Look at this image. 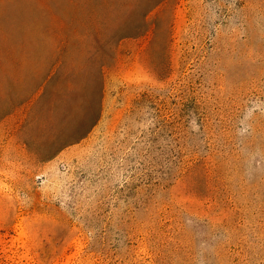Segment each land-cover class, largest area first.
<instances>
[{
    "label": "rangeland",
    "instance_id": "374dc122",
    "mask_svg": "<svg viewBox=\"0 0 264 264\" xmlns=\"http://www.w3.org/2000/svg\"><path fill=\"white\" fill-rule=\"evenodd\" d=\"M72 1L0 0V53L47 55ZM74 1L112 47L101 117L42 160L87 87L3 117L33 84L0 80V264H264V0H166L118 43L129 0Z\"/></svg>",
    "mask_w": 264,
    "mask_h": 264
},
{
    "label": "trees",
    "instance_id": "16d2710c",
    "mask_svg": "<svg viewBox=\"0 0 264 264\" xmlns=\"http://www.w3.org/2000/svg\"><path fill=\"white\" fill-rule=\"evenodd\" d=\"M165 2L166 0L127 1V7L136 14L137 21L128 27L117 29L114 33L115 43L128 38L141 37L152 29L157 36L159 27L157 23L153 24L149 21V15ZM70 7L73 12L70 19H64L58 11L47 15L53 23V41L47 55L40 56L38 59L30 54L20 57L13 55L6 59L0 53V80L33 84V89L23 93V99L19 104L9 105L3 117L15 111L19 106L31 103L36 97H38L37 105L47 95H55L59 92L56 89L52 91L56 84L65 85L70 94L76 91V86L80 82L87 87L90 106L79 135L61 144H59L61 140L58 136H52L50 141L54 147L44 154H39L42 160H50L65 147L86 138L97 125L104 99L105 68L108 60L113 58L112 47L102 42L97 29L93 32L95 45H85V38L88 35L85 23L79 17L82 5L73 0ZM34 117L35 108H32L28 118L33 119ZM27 144L29 146V142Z\"/></svg>",
    "mask_w": 264,
    "mask_h": 264
}]
</instances>
